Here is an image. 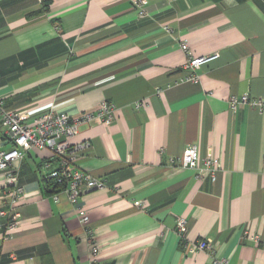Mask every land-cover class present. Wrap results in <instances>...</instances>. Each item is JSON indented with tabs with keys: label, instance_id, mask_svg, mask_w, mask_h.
I'll use <instances>...</instances> for the list:
<instances>
[{
	"label": "crops",
	"instance_id": "crops-1",
	"mask_svg": "<svg viewBox=\"0 0 264 264\" xmlns=\"http://www.w3.org/2000/svg\"><path fill=\"white\" fill-rule=\"evenodd\" d=\"M146 2L140 18L129 0H0L4 109L77 118L103 100L116 108L108 123L78 125L73 142L89 147L69 169L107 187L82 190L76 204L44 186L51 153H25L20 224L4 229L0 217V264H92L76 205L99 245L97 264H212L194 247L200 239L227 264H264V108L228 102L264 96V0ZM182 40L194 56L217 54L197 68V83H175ZM191 144L214 161V178L169 163ZM0 145L12 146L1 124ZM5 196L0 174V207Z\"/></svg>",
	"mask_w": 264,
	"mask_h": 264
},
{
	"label": "built area",
	"instance_id": "built-area-1",
	"mask_svg": "<svg viewBox=\"0 0 264 264\" xmlns=\"http://www.w3.org/2000/svg\"><path fill=\"white\" fill-rule=\"evenodd\" d=\"M45 1L47 0H39L40 3ZM129 1L137 7L140 18L148 15L145 10L146 0ZM163 29L170 30L168 25H163ZM180 45L186 55V61L182 67L184 73L175 80V83H197L199 82L197 68L215 59L217 54L194 56L186 40H182ZM228 102L231 109H235L238 105H248L259 110L264 108V96L230 95ZM141 105L142 103L138 101L134 106L138 108ZM115 109L112 102L103 100L99 103L95 113L85 112L77 118H71L67 113L58 112L54 109L24 117L17 111L4 109L0 101L1 128L6 132L8 140L12 144L8 149L0 145V174L2 186L5 190V198L8 199L7 207H0V217H8L4 229L14 230L20 224V214L16 211V207L21 203L26 191L19 183V164L25 153L32 148L46 149L51 153V157L44 162V167L46 168V178L57 185L56 191L52 192L55 201L58 200L59 193H64L72 204H76L82 190L105 189L107 187L104 180L81 170H70L69 165L75 162L83 154V151L89 147V142L86 140L73 142V138L78 134V125L83 121L91 120L94 116L108 123L112 120ZM168 161L170 164L179 163L182 167L197 169L196 177H200L202 170L205 169L214 178V161L201 157L198 147L194 144L188 145L181 156H170ZM52 162H55L56 166L53 167ZM76 206L77 216L81 225L85 228L89 240L90 261L92 264H97L99 261V245L89 227L90 221L86 210L80 205ZM187 229L186 219L180 217L176 222V230L181 239L186 236ZM2 231L3 228L0 225V233ZM250 237L257 239V235H250ZM193 244L197 251H208L212 254V264H227L226 259L215 255V251L208 240L200 239Z\"/></svg>",
	"mask_w": 264,
	"mask_h": 264
},
{
	"label": "trees",
	"instance_id": "trees-1",
	"mask_svg": "<svg viewBox=\"0 0 264 264\" xmlns=\"http://www.w3.org/2000/svg\"><path fill=\"white\" fill-rule=\"evenodd\" d=\"M45 180H46V182H45L44 186L46 187V190H49L50 192H55L57 189L56 188L57 185H54V183L47 178H45Z\"/></svg>",
	"mask_w": 264,
	"mask_h": 264
}]
</instances>
